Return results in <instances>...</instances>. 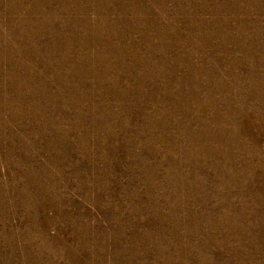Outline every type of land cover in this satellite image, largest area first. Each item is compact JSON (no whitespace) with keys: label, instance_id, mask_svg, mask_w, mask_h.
Masks as SVG:
<instances>
[{"label":"rangeland","instance_id":"rangeland-1","mask_svg":"<svg viewBox=\"0 0 264 264\" xmlns=\"http://www.w3.org/2000/svg\"><path fill=\"white\" fill-rule=\"evenodd\" d=\"M238 263L264 264V0H0V264Z\"/></svg>","mask_w":264,"mask_h":264},{"label":"bare ground","instance_id":"bare-ground-1","mask_svg":"<svg viewBox=\"0 0 264 264\" xmlns=\"http://www.w3.org/2000/svg\"><path fill=\"white\" fill-rule=\"evenodd\" d=\"M236 159H237V158H236ZM236 159H235V160H236ZM244 216H245V215H244ZM148 243H150V242H148ZM152 245H154V244L152 243ZM150 246H151V245H150ZM151 255H152V254H151ZM151 255H150V256H151ZM238 255H239V254H238ZM235 257H236V256H235ZM147 258H148V257H147ZM148 259H149V258H148ZM250 259H251V258H250ZM254 259H255V258H254ZM228 261H229V260H228ZM254 262H256V261H254ZM238 264H239V263H238Z\"/></svg>","mask_w":264,"mask_h":264}]
</instances>
